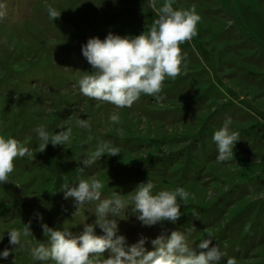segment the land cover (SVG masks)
<instances>
[{"label": "rangeland", "instance_id": "1", "mask_svg": "<svg viewBox=\"0 0 264 264\" xmlns=\"http://www.w3.org/2000/svg\"><path fill=\"white\" fill-rule=\"evenodd\" d=\"M0 4L5 13L0 19V136L15 138L33 153L15 159L11 181L0 184V251L16 247L8 243L6 228H23L31 221L33 235L22 237V243H47L42 223L69 224L76 235L83 230L81 220H95L89 211L94 203L74 217V200L65 199L59 186L78 175L85 154L107 143L120 153H105L82 174L103 181V194L126 197L147 180L154 191L181 186L190 193L176 224L142 226L131 213L120 219L118 234L128 245L143 235L151 250V239L161 232L191 226L190 246L210 232L212 244L218 243L236 264H264V0H175L174 7L195 6L201 17L196 35L180 45L187 68L165 79L158 99L141 95L121 109L79 93L76 81L92 71L82 45L109 32L147 30L156 18L148 0ZM49 4L61 11L55 21L47 16ZM114 111L118 124L108 119ZM227 117L241 139L232 158L217 163L211 137ZM77 118L86 119L88 127H76ZM36 125L50 134L71 127L68 144L49 143L38 152ZM96 232L102 234L99 227ZM27 247H17L0 264H34Z\"/></svg>", "mask_w": 264, "mask_h": 264}, {"label": "clouds", "instance_id": "2", "mask_svg": "<svg viewBox=\"0 0 264 264\" xmlns=\"http://www.w3.org/2000/svg\"><path fill=\"white\" fill-rule=\"evenodd\" d=\"M156 18L151 26L139 35H120L109 32L101 39L90 37L82 45V54L91 65L92 71H86L77 81L79 93L97 102H106L116 109L130 108L141 95L159 98L165 79H175L187 68L186 54L182 55L180 45L191 41L196 35L197 24L201 17L195 6L180 9L174 7L175 0H148ZM4 5L0 4V19L4 18ZM49 20L55 21L61 11L52 5L46 6ZM109 121L118 124L120 116L112 112ZM78 128H87L86 119L77 118ZM230 117L213 132L212 141L216 146V161H229L240 140L239 133L232 127ZM37 137L38 152H43L51 143L52 146L67 145L72 128L50 134L44 125L34 128ZM117 155V147L100 144L95 150L83 156L78 175L70 182L62 183L59 190L64 198L74 200L77 215L87 204H95L89 211L95 215L92 223L81 220L83 230L74 235L69 224L60 228L42 223L43 234L48 242L21 241L22 237L32 234L31 221L24 223L23 228H6L8 243L16 246L0 251V258L9 257L17 247L27 245L28 255L34 264H221L222 257H227L224 264H236L234 257L223 251L220 245L212 244L213 234L207 233L194 246H190L189 234L194 227L185 231L172 230L170 234L161 232L150 243L152 249L146 248L148 237L141 236L135 243L127 244L125 235L118 234L119 220L127 219L128 214L135 216L142 226H153L170 221L176 224L182 216L181 205H188L190 193L183 187L154 191L151 180L137 184L130 195L122 196L119 192L110 195L102 193L104 183L95 176L83 178L85 169H90L105 154ZM32 151L22 146L13 137L0 136V184L10 180L17 158H32ZM179 200V202H178ZM39 219H43L39 215ZM193 216L200 218L198 213ZM99 227L102 234H97ZM3 239V236H0ZM210 245H212L210 247ZM197 249L201 251L197 252ZM107 252V256L105 253ZM14 264L16 262L14 261Z\"/></svg>", "mask_w": 264, "mask_h": 264}, {"label": "crops", "instance_id": "3", "mask_svg": "<svg viewBox=\"0 0 264 264\" xmlns=\"http://www.w3.org/2000/svg\"><path fill=\"white\" fill-rule=\"evenodd\" d=\"M116 188H117V186L114 189H116Z\"/></svg>", "mask_w": 264, "mask_h": 264}]
</instances>
